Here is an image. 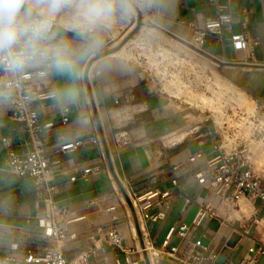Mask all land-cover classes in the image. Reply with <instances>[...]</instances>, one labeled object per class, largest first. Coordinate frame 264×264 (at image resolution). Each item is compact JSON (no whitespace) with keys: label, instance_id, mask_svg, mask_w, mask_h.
Listing matches in <instances>:
<instances>
[{"label":"crops","instance_id":"obj_1","mask_svg":"<svg viewBox=\"0 0 264 264\" xmlns=\"http://www.w3.org/2000/svg\"><path fill=\"white\" fill-rule=\"evenodd\" d=\"M218 3L228 6L232 23L225 26L222 41L208 38L205 52L198 53L196 60L254 105H264V0ZM217 16L216 4L208 0H167L161 13L143 21L164 40L180 44ZM241 32L246 35L247 46L238 52L232 48L230 37ZM113 41L110 37L106 55L116 53L117 44L110 46ZM124 63L127 72H111L86 84L88 102L82 109L63 115L49 101L39 103L41 125L51 122L53 127L34 138L25 126L10 121L12 110L0 114V259L23 260L30 250L41 254L45 246H56L41 240L36 219L47 212L38 202L32 182L8 171V149L2 143L8 139L17 151L32 149L34 140H39L46 155L59 161L52 182L58 186L55 201L64 210L62 251L68 260L94 248L89 264H118L126 259L139 264H178V259L193 255H201L202 264H212V254L217 256L215 264H252L264 245V206L260 202L240 201L241 209L235 212L245 218L240 223L226 221L218 208V217L194 226L199 212L196 199L203 192L195 176L216 153L219 140L214 124L197 110L162 94L136 62L124 58ZM81 111L88 119L85 128L76 124ZM95 133L102 146L87 143L73 154H57L64 142L88 141ZM120 133L126 134V144L116 141ZM197 153H202L203 159L189 163ZM252 156L255 169L264 179V168L255 163L254 152ZM153 179L155 185L141 193L159 188L173 195L170 210L157 223L136 218L119 186V180L141 185ZM173 179H177V187L172 186ZM207 202L218 207L214 196ZM172 227L176 233L164 249ZM141 228L147 235L148 252H142ZM110 230L120 234L121 249L109 244ZM200 239L208 253L195 247ZM173 248L176 253L171 252ZM256 264H264V257Z\"/></svg>","mask_w":264,"mask_h":264},{"label":"built area","instance_id":"obj_2","mask_svg":"<svg viewBox=\"0 0 264 264\" xmlns=\"http://www.w3.org/2000/svg\"><path fill=\"white\" fill-rule=\"evenodd\" d=\"M211 4H216L218 16L205 22L203 29L194 33L189 39L181 40V43L189 44L195 52L204 53L208 38L222 41L224 36V28L232 23V17L228 13V6L218 3V0H208ZM244 13V11H243ZM144 20V17H142ZM192 27L197 28L196 25ZM180 43V44H181ZM230 43L235 51H245L247 46V38L245 33L232 34ZM145 70L150 82L155 84L167 97L173 98L181 102L186 107L193 108L192 105L182 101L180 98L169 95L162 84L158 82L157 76L146 66L148 60L144 58L136 62ZM206 73L205 77L206 89L217 90L211 96V100L219 101L221 114H210L207 121H211L218 136V146L216 153L206 161V167L203 171L196 174V181L201 186L202 191L207 190L206 198L198 197L196 203L199 212L195 218L194 226L200 227L205 219H213L218 217V208L223 210L226 221L232 223H240L244 217H238L235 212L240 210V201L244 198L252 201H258L264 206V187L262 185L263 177L255 169L253 163V148L255 144L264 142V129L257 120L258 114L264 111V105H255V110L251 114L243 113L239 120L232 121L227 114L231 99V89L228 86H222L214 80V75L207 67L204 70L198 67L196 74ZM157 80V81H156ZM203 86V85H202ZM217 95V97L215 96ZM47 101L40 94V99L34 101L27 109L12 110L10 121L15 124H21L26 127L27 132L34 138L42 131L53 127V123L49 122L41 125L38 104ZM216 111V110H215ZM64 115V114H63ZM220 115H222L220 117ZM254 125V126H252ZM118 144H126L127 136L120 133L116 136ZM2 143L8 149L6 165L10 174L26 178L32 182L36 191L38 202L46 209V215L36 219V225L41 231V240L45 242H54L55 247L45 246L43 252L36 253L33 250L27 252L23 260L13 257H5L0 259V264H89L90 258L95 254L94 248L88 249L80 253L73 260H68L62 251V240L64 239V210L58 207L55 197L58 193V186L52 182L54 175V166L59 161L49 158L44 150L43 144L39 140H34V146L30 150L17 151L13 148L8 139H3ZM87 143L102 146L99 136L95 133L88 141H68L60 145L57 154L66 156L73 154ZM202 153H197L189 158V163L194 164L203 159ZM154 179L141 185L133 184L128 180H119L121 194L124 196L127 204L133 210L136 218L144 222L157 223L162 220L172 205L173 195L169 190H161L153 188L141 193L148 186L155 185ZM174 187L178 186L177 179L171 180ZM209 196H214L218 200V207H213L207 202ZM111 208L110 211H113ZM143 249L142 252H148L145 246L147 235L141 228ZM176 233V228L172 227L163 243V248H168L169 244ZM109 244L121 249L122 238L116 230L108 232ZM195 247L204 253H208L209 249L200 239L195 243ZM172 253H176L175 248ZM264 257V245L260 248L252 258V264H256L260 258ZM203 257L201 255H193L187 259H178V264H202ZM209 261L215 264L217 256L212 254ZM118 264H139L137 262L126 259L124 263Z\"/></svg>","mask_w":264,"mask_h":264},{"label":"clouds","instance_id":"obj_3","mask_svg":"<svg viewBox=\"0 0 264 264\" xmlns=\"http://www.w3.org/2000/svg\"><path fill=\"white\" fill-rule=\"evenodd\" d=\"M166 4L167 0H0V114L27 109L41 93L58 113L82 109L88 102V82L129 70L123 52L105 54L112 34L133 24L138 30L141 17L161 13ZM76 124L88 125L82 111Z\"/></svg>","mask_w":264,"mask_h":264},{"label":"rangeland","instance_id":"obj_4","mask_svg":"<svg viewBox=\"0 0 264 264\" xmlns=\"http://www.w3.org/2000/svg\"><path fill=\"white\" fill-rule=\"evenodd\" d=\"M138 24L140 25L138 30L137 24H135L133 28L131 26L122 27L112 34L111 38L114 41L110 46L114 43L117 44L114 51L123 52L124 58L133 62L146 58L148 60L146 66L157 76L158 82L164 86L165 91L192 105L193 109L197 110L202 117L221 114L222 110L218 105L220 102L211 100L213 98L211 94L217 90L206 89V73H195L198 67L204 71L207 68V65L196 60L198 53L189 44H175L164 40L157 31L153 30L152 26L146 24L141 18ZM134 30H136L135 34L130 35ZM212 81H216L222 86H228L223 84L216 75ZM215 96L217 97V95ZM229 96L231 103L225 114L229 115L232 121L239 120L243 113L254 112L255 105L238 94L236 89H231ZM257 120L259 123L256 124L263 126L264 129V111L258 114ZM253 152L256 154L255 163L257 166L264 168V142L255 144ZM242 208H244L243 203Z\"/></svg>","mask_w":264,"mask_h":264},{"label":"water","instance_id":"obj_5","mask_svg":"<svg viewBox=\"0 0 264 264\" xmlns=\"http://www.w3.org/2000/svg\"><path fill=\"white\" fill-rule=\"evenodd\" d=\"M207 194H208V191H207V190H204V191L202 192V194H201V197H202V198H206ZM221 259H222V258H218V261H221Z\"/></svg>","mask_w":264,"mask_h":264}]
</instances>
